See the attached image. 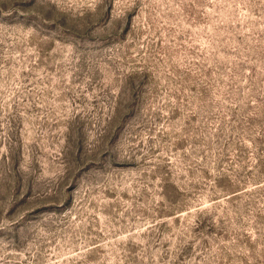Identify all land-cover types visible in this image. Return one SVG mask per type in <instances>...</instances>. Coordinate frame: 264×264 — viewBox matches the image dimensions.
Masks as SVG:
<instances>
[{
  "label": "rangeland",
  "instance_id": "1",
  "mask_svg": "<svg viewBox=\"0 0 264 264\" xmlns=\"http://www.w3.org/2000/svg\"><path fill=\"white\" fill-rule=\"evenodd\" d=\"M0 264H264V0H0Z\"/></svg>",
  "mask_w": 264,
  "mask_h": 264
}]
</instances>
